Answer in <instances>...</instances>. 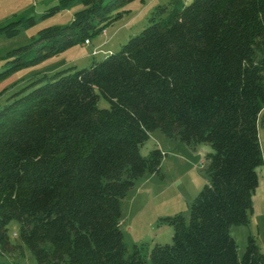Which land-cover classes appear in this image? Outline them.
Masks as SVG:
<instances>
[{
    "label": "trees",
    "instance_id": "obj_1",
    "mask_svg": "<svg viewBox=\"0 0 264 264\" xmlns=\"http://www.w3.org/2000/svg\"><path fill=\"white\" fill-rule=\"evenodd\" d=\"M126 1L56 0L42 17L80 8L10 49L5 73L99 34ZM35 22L21 15L0 36ZM72 69L32 79L0 106V243L17 219L36 264H264L255 237L239 257L228 231L249 223L263 164L264 0H170L118 51ZM157 128L189 148L211 146L208 182L188 219H159L171 243L129 252L120 199L146 172L161 174L163 152H140Z\"/></svg>",
    "mask_w": 264,
    "mask_h": 264
},
{
    "label": "rangeland",
    "instance_id": "obj_2",
    "mask_svg": "<svg viewBox=\"0 0 264 264\" xmlns=\"http://www.w3.org/2000/svg\"><path fill=\"white\" fill-rule=\"evenodd\" d=\"M170 0H131L119 6L117 19L107 23L105 32L92 35L88 42H78L63 49L55 55H49L30 66L5 73L9 65V50L28 45L39 29L46 26H61L71 22L74 10L80 6L47 17H42L47 6L56 0H0V26L25 16L36 17L35 25L22 28L16 36H0V106L8 104L12 95L24 88L32 79L63 69H80L86 67L94 59L101 60L111 52L118 51L120 46L131 36L140 32L149 24L153 8L168 3ZM189 3L191 0H181ZM97 50V51H96ZM5 73V74H4ZM99 108L108 107L104 97L97 100ZM258 138L263 157V164L257 169L258 184L252 194V212L247 225H232L229 234L235 238L238 256L244 253L248 236L255 237L257 245L264 253V123L258 124ZM148 139L140 147V152L147 155L158 147L164 154L161 174L146 172L135 180L125 196L120 199L123 241L129 252L133 246L145 243L150 249L154 244L171 243L172 227L159 223V219L181 213L189 217V205L199 190L208 182L205 156L211 150L207 144H197L192 149L178 139L165 136L158 128L149 133ZM20 223L11 220L8 225V241L0 243V264H36L32 251L20 237ZM146 264H150L147 259Z\"/></svg>",
    "mask_w": 264,
    "mask_h": 264
},
{
    "label": "crops",
    "instance_id": "obj_3",
    "mask_svg": "<svg viewBox=\"0 0 264 264\" xmlns=\"http://www.w3.org/2000/svg\"><path fill=\"white\" fill-rule=\"evenodd\" d=\"M97 51V50H96ZM111 52L110 50H107V53Z\"/></svg>",
    "mask_w": 264,
    "mask_h": 264
},
{
    "label": "built area",
    "instance_id": "obj_4",
    "mask_svg": "<svg viewBox=\"0 0 264 264\" xmlns=\"http://www.w3.org/2000/svg\"><path fill=\"white\" fill-rule=\"evenodd\" d=\"M103 32H105V30ZM85 42H88V40H86Z\"/></svg>",
    "mask_w": 264,
    "mask_h": 264
}]
</instances>
